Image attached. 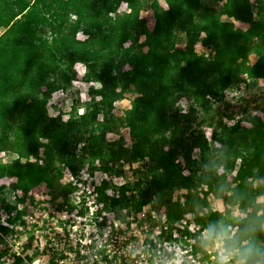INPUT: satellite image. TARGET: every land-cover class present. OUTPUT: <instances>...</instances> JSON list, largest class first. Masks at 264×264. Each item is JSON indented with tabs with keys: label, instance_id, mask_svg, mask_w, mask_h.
<instances>
[{
	"label": "trees",
	"instance_id": "trees-1",
	"mask_svg": "<svg viewBox=\"0 0 264 264\" xmlns=\"http://www.w3.org/2000/svg\"><path fill=\"white\" fill-rule=\"evenodd\" d=\"M166 4L0 0V180H13L12 190L26 196L41 187L46 201H65L74 210L79 189L61 181L64 169L80 177L87 165L93 174L98 162L104 172L143 163L138 180L120 187L116 198L106 194L108 181L96 186L103 210L138 213L156 201L171 221L197 211L203 226L239 210L245 217L231 224L238 230L264 211V119L251 118V128L241 120L231 126L218 120L211 139L193 129L197 113L209 109L210 100L222 102L226 89L245 75L264 79V0ZM147 6L154 11L151 27L141 17ZM180 36L185 48L178 47ZM200 42L208 55L197 52ZM251 52L258 56L253 66ZM80 63L82 81L92 85L84 112L76 106L66 120L61 113L53 118L54 96L72 88ZM131 89V109L117 118L115 103ZM121 127L131 130L128 147L123 139L107 140ZM3 154L12 159L4 161ZM182 189L195 192L186 203L174 199ZM213 199L223 200L226 210L214 211ZM22 201L16 198L12 206L7 196L0 198L6 210H19Z\"/></svg>",
	"mask_w": 264,
	"mask_h": 264
},
{
	"label": "built area",
	"instance_id": "built-area-1",
	"mask_svg": "<svg viewBox=\"0 0 264 264\" xmlns=\"http://www.w3.org/2000/svg\"><path fill=\"white\" fill-rule=\"evenodd\" d=\"M78 178L71 173V183L79 189L76 203H81L84 199V211H79L78 208L70 210L67 203L63 205L67 210L61 212L39 211V201L46 200L45 197L30 204L25 198L26 202L19 203V210L0 208V264H37L35 259H31L32 253L27 250L31 243L25 238L27 230L33 224H36V238H39L35 247H38L44 257L50 258L53 264H153L155 259L160 258H178L180 264H213L212 251L205 253L198 247L197 237L204 226L197 223L195 214L185 213L180 219L171 221L166 208L162 212L150 208L153 205L159 207L153 201L138 213L128 214L122 211L128 222L119 227L116 216L113 221L110 220V214L116 212L109 213L103 210L102 203H97V185L91 188L84 182L82 187V181ZM106 181L111 185L106 194L113 199L119 196L120 187L135 180L125 181L122 177L121 182H115V185L109 179ZM80 188H83L82 192ZM84 191L91 195H84ZM17 193L18 199L25 195L21 191ZM19 211L27 214L20 215L21 218L16 223L12 222L18 217ZM50 214L51 220L58 223L60 219L53 216L63 215L59 216L63 220L61 226L47 224V229L43 228L45 235H39V228L46 223L45 220L48 222ZM69 215L74 219L68 220ZM40 216L44 218L42 222L37 221ZM4 227L9 230L4 231ZM120 228L125 229L122 236L118 235ZM96 232L103 233V237L96 235ZM40 262L50 264L48 259L46 262L41 259Z\"/></svg>",
	"mask_w": 264,
	"mask_h": 264
},
{
	"label": "rangeland",
	"instance_id": "rangeland-1",
	"mask_svg": "<svg viewBox=\"0 0 264 264\" xmlns=\"http://www.w3.org/2000/svg\"><path fill=\"white\" fill-rule=\"evenodd\" d=\"M256 0H251L252 3H255ZM160 4L163 7H167L166 0H160ZM128 6L126 4H123L121 7V11H127ZM141 17L146 19L148 26H152L153 20H154V11L147 6L144 11L141 14ZM235 22V21H234ZM237 27H243L244 29L247 28L245 24H242L240 22H236ZM79 37H83L82 34H79ZM178 47L179 48H185L186 47V40L183 36H180L178 40ZM197 52L200 54H209L210 50L207 49L201 42L197 44L196 46ZM258 56L251 52L249 54V59H248V65L253 66L257 62ZM77 77L73 81L72 88L68 90L65 93L59 92L55 94L54 99L52 101V106L50 108V115L54 118L57 117L60 113L63 115L64 120L68 118V113L72 110L74 107H79V113L84 112V106L83 104L90 99L88 90L92 86L91 84H86L82 81V77L84 75V65L82 63L78 64L77 67ZM264 92V79H259V80H252L248 76H244L242 78V81L238 85H233L229 88L226 89L224 92L223 100L222 102H215L213 100H210V108L201 110L197 113V118L193 123V129L195 131H202L205 133L207 139H211V133L214 128V125H216L218 120L223 121L225 124L231 126L234 123H236L238 120H241L242 122V127L245 128H251L252 123H251V118L253 117H261L264 119V95H262ZM136 96L135 90L131 89L127 92L126 97L115 103L113 114L118 118V117H124L125 113L127 110L131 109L132 101L134 97ZM185 101L181 102V113H184L186 111V105ZM56 105V107H55ZM186 114V113H184ZM131 130L128 127H121L119 131H116L114 133H110L107 135V140L108 141H117L119 139H123V145L125 147H128L132 143V137H131ZM80 154L81 151H78ZM194 155H198V151L195 152ZM2 159L4 161H9L12 159V156H8L3 154ZM182 158L179 157L178 161H181ZM143 163H122L123 166H119L118 164L112 165V169L110 172H104L102 170L101 164L98 162L96 166H94V171L93 174L90 173V167L85 166L84 169L82 170V173L78 179H80L81 186L84 187V182L86 186H91L93 188V185H99L103 180L109 179L111 180V183L115 185V182H121V178L125 181H131L134 179L135 181L138 180V176L140 173V170L142 171V165ZM143 172V171H142ZM120 173V174H118ZM232 177H230L229 180H232ZM118 178V179H117ZM62 182L64 183H71V171L68 169H64V176L61 179ZM114 181V182H113ZM72 184V183H71ZM73 185V184H72ZM13 186V180L10 179H1L0 180V198L3 197L4 195L7 196V199L9 201V204L14 206L16 204L15 199L18 198L17 193L12 190ZM80 186V187H81ZM96 187V186H95ZM111 188V185L108 187V189ZM83 188H80L81 192ZM196 189H193L194 191ZM87 191V190H85ZM84 191V195L87 193V196L91 195L88 192ZM111 191V190H110ZM191 190H178L174 194V199L180 201V203H186L188 199L190 198L191 195H194L195 192H190ZM79 192V191H78ZM113 192V190H112ZM24 193V192H23ZM92 195H94L92 193ZM45 195L43 194V189L41 187L35 188L31 191V193L22 198V202L24 203L25 198L27 200V203L30 204V202H36L37 199H42ZM184 197V198H182ZM92 198V197H91ZM262 200V199H261ZM26 202V201H25ZM65 204V201H55V202H48L46 200H40L39 201V211H56V212H61L63 210H67L63 207ZM79 211H84V199L82 200L81 203H77ZM4 204L0 202V208H3ZM153 209H159L161 212L163 211L162 209L167 208L166 206L164 207H155L154 205L151 206L150 208ZM212 208L216 212H224L226 210V206L223 202V200L220 199H213L212 201ZM192 214L197 215V211H189ZM187 212V213H189ZM252 210H249V213H251ZM158 214H161L157 212ZM48 218L46 223L42 225V227L39 228L41 231L38 233L39 235H45L43 228L46 230L47 227L46 225L49 224L51 226L53 225H58L59 227L61 226V223L63 222L62 220V214L59 216H53L55 219L59 220L58 222H55V220L52 219V214ZM110 220L113 221V217L116 216V221L119 223V227L123 225V223L128 222L126 219L125 215L123 212L121 213H116V214H110ZM196 217V216H195ZM194 217V218H195ZM245 215L241 213L239 210H233L229 215H227L224 220H226L230 225L235 224L238 225L239 221H241ZM69 219H74L71 218V216H68ZM44 220L43 217L40 216V218L37 219V221L42 222ZM74 225L75 223L72 222ZM199 224V223H198ZM35 225L33 224L31 226L30 230H27L25 238L29 239V243H31V247H29L27 250L28 252H31L33 257L31 259H35L37 261V264H42L40 261L42 259L43 262L50 261V264L52 263V260L48 257H44V254H40V251L38 250V247H35V242L39 241V238H36L37 235V227L35 230ZM70 225V224H69ZM69 225L67 229L69 228ZM202 226L201 224H199ZM124 227V226H123ZM232 227V225H231ZM234 232H237L238 227L234 226L232 227ZM72 229V228H71ZM124 228H120L118 232L120 236L123 235ZM43 231V232H42ZM67 231V230H66ZM96 235L99 237H103V233L96 232ZM74 241V240H72ZM33 243V244H32ZM44 255V256H43ZM44 259V260H43ZM30 262V261H29Z\"/></svg>",
	"mask_w": 264,
	"mask_h": 264
},
{
	"label": "clouds",
	"instance_id": "clouds-1",
	"mask_svg": "<svg viewBox=\"0 0 264 264\" xmlns=\"http://www.w3.org/2000/svg\"><path fill=\"white\" fill-rule=\"evenodd\" d=\"M241 223V229L233 231L221 217L209 221L197 237L202 252L213 253V264H264V211ZM153 264H180L178 258L155 259Z\"/></svg>",
	"mask_w": 264,
	"mask_h": 264
}]
</instances>
